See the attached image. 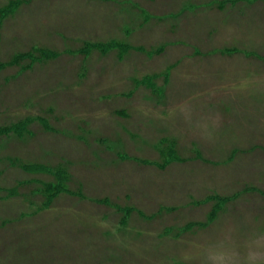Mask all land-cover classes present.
I'll list each match as a JSON object with an SVG mask.
<instances>
[{
    "label": "rangeland",
    "instance_id": "1",
    "mask_svg": "<svg viewBox=\"0 0 264 264\" xmlns=\"http://www.w3.org/2000/svg\"><path fill=\"white\" fill-rule=\"evenodd\" d=\"M0 126V264H264V0H0Z\"/></svg>",
    "mask_w": 264,
    "mask_h": 264
},
{
    "label": "trees",
    "instance_id": "2",
    "mask_svg": "<svg viewBox=\"0 0 264 264\" xmlns=\"http://www.w3.org/2000/svg\"><path fill=\"white\" fill-rule=\"evenodd\" d=\"M112 42V41H111ZM110 42V43H111ZM109 43V44H110ZM113 43L115 44V45H121V46H123V50H126V48L129 46L128 44H122V43H120V42H116V41H113ZM94 45H96V44H94ZM6 130V128H4V127H2V126H0V135H2V134H4V131ZM174 144V143H173ZM173 150V148H170L169 149V152L170 151H172ZM176 157V155H174L173 156V158H175ZM63 186L61 185V188H62ZM219 199H222V201H220V204L222 203V202H227V201H229L228 200V198L227 197H224V198H219ZM227 200V201H226Z\"/></svg>",
    "mask_w": 264,
    "mask_h": 264
},
{
    "label": "crops",
    "instance_id": "3",
    "mask_svg": "<svg viewBox=\"0 0 264 264\" xmlns=\"http://www.w3.org/2000/svg\"><path fill=\"white\" fill-rule=\"evenodd\" d=\"M145 79H148L147 76H146V77H143L142 80H141V82L144 83ZM144 84H145V83H144ZM212 197H216V198H217V195L212 196ZM216 198H215V199H216ZM220 205H221V204H220ZM214 210H217V209L215 208ZM216 215H217V213H216L215 215H214V214H213V215L211 214V219L214 220V218H215Z\"/></svg>",
    "mask_w": 264,
    "mask_h": 264
}]
</instances>
